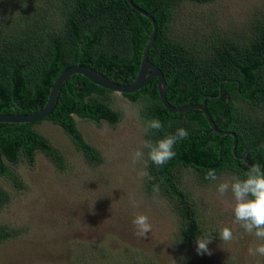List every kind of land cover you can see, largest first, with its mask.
Returning <instances> with one entry per match:
<instances>
[{"label": "trees", "instance_id": "16d2710c", "mask_svg": "<svg viewBox=\"0 0 264 264\" xmlns=\"http://www.w3.org/2000/svg\"><path fill=\"white\" fill-rule=\"evenodd\" d=\"M182 0H131L148 13L156 32L147 52L165 81V99L171 107L203 104L218 135L198 109L173 113L162 105L152 78L133 93L121 94L129 102H140L138 114L144 125L156 119L159 131L144 133V141L172 135L178 128L189 133L174 146L176 156L158 167L147 159L144 191L160 194L177 213V237L191 244L208 233L198 230L193 200L179 188L180 170L189 171L197 184L208 170L216 176L245 178L253 164L264 167V18L252 21L247 42L216 36L211 41L186 43L167 35L174 7ZM208 3L212 0H193ZM0 0V114H29L45 103L53 80L65 69L82 65L120 85L135 76L151 23L126 0H17L13 19L5 16ZM105 90L81 75H72L61 85L49 113L30 123H0V177L18 184L8 163L31 164L36 152L62 170L60 151L34 126L47 121L60 128L89 164L99 165V151L86 142L73 116L113 126L119 115L107 106ZM233 144V149L231 145ZM245 157L239 159L244 152ZM158 186V190L154 187ZM8 193L0 187V207ZM11 230L0 227V242ZM179 264H193L182 261Z\"/></svg>", "mask_w": 264, "mask_h": 264}, {"label": "rangeland", "instance_id": "374dc122", "mask_svg": "<svg viewBox=\"0 0 264 264\" xmlns=\"http://www.w3.org/2000/svg\"><path fill=\"white\" fill-rule=\"evenodd\" d=\"M2 1L5 16L13 19L17 0ZM172 16L167 35L176 42L223 36L245 43L252 21L264 18V0H182ZM107 99L119 115L113 126L73 116L83 139L101 154L99 165L87 163L69 137L44 120L34 128L60 151L64 168L54 167L40 152L31 164L8 163L18 184L0 177V187L8 193L0 207V227L13 233L0 242V264H264V257L249 252L264 241L234 222L231 191L223 197L217 192L219 183L233 179L229 174L204 186L189 171L176 174L179 188L193 200L198 230L212 239L211 254H197L196 240L179 241L173 203L158 193L149 196L143 189L145 176L139 175L146 161L140 102H129L116 91ZM136 150L144 151V159L133 165ZM138 214L149 218L146 238L135 235L132 220ZM225 227L233 233L230 241L220 239Z\"/></svg>", "mask_w": 264, "mask_h": 264}, {"label": "clouds", "instance_id": "9594fccd", "mask_svg": "<svg viewBox=\"0 0 264 264\" xmlns=\"http://www.w3.org/2000/svg\"><path fill=\"white\" fill-rule=\"evenodd\" d=\"M163 128V124L156 119L149 120L145 123L144 131H159ZM189 133L184 128H178L172 135H168L155 143L145 141L143 148L147 149V159L158 167L164 166L168 161L176 156L173 150L178 141L187 139ZM144 159V151L136 150L132 153V164ZM141 176H147L148 173L141 171ZM208 180H217L215 170H208L205 177ZM158 190V186L154 187ZM231 191L235 200L233 206L234 222L239 223L243 229L253 235L257 240L264 241V167L260 164H253L245 173V178H233L231 181L219 183L217 192L223 197ZM135 206V201H130ZM137 238H146V234L151 231L149 218L144 214H138L132 220ZM220 239L230 241L233 239L232 231L225 227L220 231ZM212 239L207 236L196 239L197 254H211L208 244ZM249 252L253 256L264 257V243L257 244L254 248H250Z\"/></svg>", "mask_w": 264, "mask_h": 264}, {"label": "water", "instance_id": "95a60500", "mask_svg": "<svg viewBox=\"0 0 264 264\" xmlns=\"http://www.w3.org/2000/svg\"><path fill=\"white\" fill-rule=\"evenodd\" d=\"M126 1H127L128 5L133 10H135L138 14L147 18L150 21L151 26H152L149 37L147 39V42H146V44L143 48V51L141 53L140 62H139L137 72L129 84L120 85V84L114 83L113 81L107 79L106 77L102 76L101 74L94 71L93 69H90V68L82 66V65H73V66L65 69L64 71H62L53 80V82L49 88V91H48L47 99H46L44 105L39 110L32 112V113H29V114H24V115L0 114V123H30V122H35V121L43 119L49 113L51 108L53 107V105L57 99L61 85L67 80L68 77H70L72 75H81V76L87 78L88 80H90L95 85H97V86H99L105 90L116 91L120 94H123V93L129 94V93L136 92L142 86H144L148 80L155 78L157 95H158L162 105L166 108L167 111L173 112V113H178V112H185V111L190 110V109H198L202 113L203 117L205 118V120L209 124L212 131H214L215 133H217L218 135H221V136L226 134L225 132L218 130L214 126V124L211 122L209 115H208L207 111L205 110L203 104H200V105L192 104V105H186V106H181V107H171L170 105H168V103L166 102V99H165V87L166 86H165L164 78H163L161 72L159 71V69L155 65H153L152 63L147 61V52L151 46V43L154 39L155 32H156V25L154 23V20L152 19V17L148 13H146L145 11L136 7L131 2V0H126ZM88 73L90 75H94V76H89ZM233 144L234 143H232V145H231L232 149L234 148ZM245 153H246V151H244L239 156V159H243L245 157Z\"/></svg>", "mask_w": 264, "mask_h": 264}, {"label": "bare ground", "instance_id": "6f19581e", "mask_svg": "<svg viewBox=\"0 0 264 264\" xmlns=\"http://www.w3.org/2000/svg\"><path fill=\"white\" fill-rule=\"evenodd\" d=\"M88 75H89V76H94V75H90L89 73H88ZM98 80H99V79H98Z\"/></svg>", "mask_w": 264, "mask_h": 264}]
</instances>
